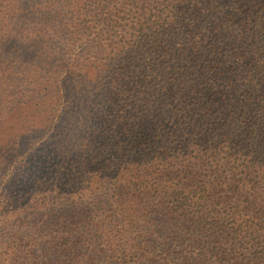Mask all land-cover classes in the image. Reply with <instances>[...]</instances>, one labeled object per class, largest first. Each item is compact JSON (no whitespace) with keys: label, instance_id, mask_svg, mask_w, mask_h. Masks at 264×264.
<instances>
[{"label":"trees","instance_id":"trees-1","mask_svg":"<svg viewBox=\"0 0 264 264\" xmlns=\"http://www.w3.org/2000/svg\"><path fill=\"white\" fill-rule=\"evenodd\" d=\"M22 74L0 264H264V0H0V125Z\"/></svg>","mask_w":264,"mask_h":264},{"label":"rangeland","instance_id":"rangeland-1","mask_svg":"<svg viewBox=\"0 0 264 264\" xmlns=\"http://www.w3.org/2000/svg\"><path fill=\"white\" fill-rule=\"evenodd\" d=\"M10 72L14 79V73ZM26 76L27 74L19 75L16 91L25 93L28 97L26 96L5 123L0 125V162H7L6 166L11 165L15 160H20L18 155L23 153L28 145L42 143L47 146L44 141L52 135L53 125L50 128V121L57 107L56 91L51 87L35 85L37 90L30 94L34 87ZM22 98L18 97L15 101ZM1 167L2 165H0V171L3 172L5 166L3 169Z\"/></svg>","mask_w":264,"mask_h":264}]
</instances>
